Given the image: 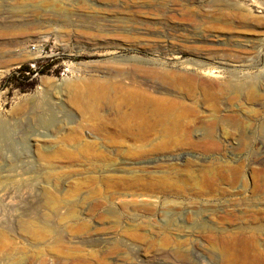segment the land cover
I'll return each instance as SVG.
<instances>
[{
    "label": "rangeland",
    "instance_id": "obj_1",
    "mask_svg": "<svg viewBox=\"0 0 264 264\" xmlns=\"http://www.w3.org/2000/svg\"><path fill=\"white\" fill-rule=\"evenodd\" d=\"M0 121V264H264V0H0Z\"/></svg>",
    "mask_w": 264,
    "mask_h": 264
},
{
    "label": "built area",
    "instance_id": "obj_2",
    "mask_svg": "<svg viewBox=\"0 0 264 264\" xmlns=\"http://www.w3.org/2000/svg\"><path fill=\"white\" fill-rule=\"evenodd\" d=\"M30 50L37 54V59H43L49 56V50L46 48V45L44 43L33 44L31 45ZM30 65L34 67V62L30 63Z\"/></svg>",
    "mask_w": 264,
    "mask_h": 264
},
{
    "label": "bare ground",
    "instance_id": "obj_3",
    "mask_svg": "<svg viewBox=\"0 0 264 264\" xmlns=\"http://www.w3.org/2000/svg\"><path fill=\"white\" fill-rule=\"evenodd\" d=\"M52 84H54V83H52ZM7 136H9V130H8L7 124L4 121H0V137L3 138V137H7ZM43 218H46V216H44Z\"/></svg>",
    "mask_w": 264,
    "mask_h": 264
},
{
    "label": "trees",
    "instance_id": "obj_4",
    "mask_svg": "<svg viewBox=\"0 0 264 264\" xmlns=\"http://www.w3.org/2000/svg\"><path fill=\"white\" fill-rule=\"evenodd\" d=\"M17 70L22 71V72H26V71H30V67L27 65H21Z\"/></svg>",
    "mask_w": 264,
    "mask_h": 264
}]
</instances>
